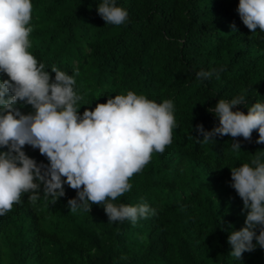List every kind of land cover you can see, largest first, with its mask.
Wrapping results in <instances>:
<instances>
[{
	"label": "trees",
	"instance_id": "16d2710c",
	"mask_svg": "<svg viewBox=\"0 0 264 264\" xmlns=\"http://www.w3.org/2000/svg\"><path fill=\"white\" fill-rule=\"evenodd\" d=\"M31 2L29 51L53 80L52 67L74 77L83 97L78 114L132 91L158 104L171 100L177 126L165 151L130 179L131 190L111 201L147 204L154 214L133 224L108 222L103 205L72 212L67 202L76 191L67 184L55 203L41 196L32 204L24 194L0 216V264H264L259 246L237 260L227 242L246 217L229 169L257 157L264 162V143H256V131L250 141L209 142L196 131L198 124L205 131L219 125L208 111L219 99L243 95L247 105L232 110L245 114L264 103V31L249 32L239 0H115L128 13L119 26L98 15L102 0ZM213 69L210 78H196ZM21 104L23 114L33 112ZM22 150L48 164L38 149Z\"/></svg>",
	"mask_w": 264,
	"mask_h": 264
},
{
	"label": "clouds",
	"instance_id": "9594fccd",
	"mask_svg": "<svg viewBox=\"0 0 264 264\" xmlns=\"http://www.w3.org/2000/svg\"><path fill=\"white\" fill-rule=\"evenodd\" d=\"M236 10L249 32L264 31V0H239ZM96 11L105 24L119 26L128 20L127 11L115 0H102ZM32 12L31 0H0V74L7 76L0 79V149H7L0 151V216L20 204L24 194H29L32 204L41 196L55 203L65 195V184L76 191V197L67 202L72 212H89L91 205H103L108 222L133 224L154 214L147 204L111 201L129 192L130 179L143 170L153 153L162 154L172 143L177 126L173 102L158 104L128 91L78 114L83 97L74 89V77L52 67L53 80L29 51ZM216 71H199L196 78L208 79ZM18 102L30 105L33 112L23 114ZM239 105H247L243 95L230 101L219 99L208 109L219 125L211 131L196 125L202 140L230 136L234 141L237 137L250 141L256 131V143H264V103L247 107V114L232 110ZM26 145L38 149L48 164L38 165L28 157L22 150ZM232 147L240 149L239 142ZM229 170L230 186L246 210L244 226L227 238L230 254L240 260L257 246L264 249V162L257 157L251 164Z\"/></svg>",
	"mask_w": 264,
	"mask_h": 264
}]
</instances>
